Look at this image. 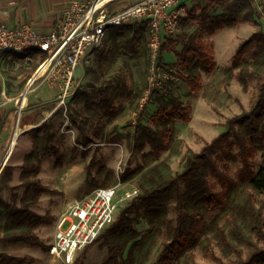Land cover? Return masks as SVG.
Returning a JSON list of instances; mask_svg holds the SVG:
<instances>
[{
  "label": "trees",
  "instance_id": "obj_1",
  "mask_svg": "<svg viewBox=\"0 0 264 264\" xmlns=\"http://www.w3.org/2000/svg\"><path fill=\"white\" fill-rule=\"evenodd\" d=\"M216 6L222 8L223 13L213 16L210 10ZM260 18L261 14L255 7L254 0H200L196 8L181 17L179 31L165 37L158 65L172 73V67L163 62L162 56L164 53L174 54L182 66V70L174 75L188 87L191 94H194L202 89L203 73L211 74L216 68V61L209 52L204 36H212L219 30L242 23L259 26ZM193 24L197 25V29L189 33L187 29ZM147 31L146 21L112 26L107 30L105 43L108 33L111 32L115 38L121 39L127 51L134 53L135 41ZM103 49L95 50V69L84 74L88 85L97 88V95L102 97L99 107L103 110L102 114L93 117L87 111L90 106L86 109H67L69 120L78 132L76 145L86 149L91 145L98 146L104 142L118 144L128 139L131 155H141L143 160H153L152 164L148 163L146 166L141 164L135 168L128 167L120 176L121 182L124 183L139 177L140 192L127 202L118 218L95 241H102L103 247L107 249V260L104 264H134L132 257L144 248L146 238L151 233L157 238H164L163 249L154 264H173L185 256L194 258L193 250L201 244L207 218L227 210L230 233L218 225H214L213 231L224 251L234 254L235 259H220L210 248V241H205L201 247L218 260L219 264H264V202H260L256 196V192L264 193V159L258 170L253 168L250 159L256 150L264 152V76L247 68L240 70L238 75L244 86L247 82L257 81V93L252 109L229 119L227 129L207 143L200 152L188 150L184 154L183 169L174 173L169 163L156 162L163 152L169 150L168 142L175 131L172 124L177 121L188 124L191 121V113L170 90L169 106L161 108L153 117L152 124L156 125L158 130L143 122V110L139 114V121L133 126L132 133L124 136L116 132L114 136H110L107 128L121 114L116 100L125 97L128 88L119 75L108 77L109 50ZM35 52L42 55L41 63L48 58L47 53ZM262 56L264 32L259 31L239 46L233 57V66L240 67L248 57L259 62ZM262 63L264 64V60ZM156 93L157 90L151 91L148 103ZM77 95H74V100ZM61 108L62 106L58 107L48 120L37 127L43 131L41 149L38 153L34 150L30 157L38 155L40 158H47L59 153L55 145V125L52 118L62 111ZM114 129L116 130L117 126ZM232 137L240 148L242 166L237 171L238 180L223 172L218 165L221 155L227 154L225 146ZM146 146L150 147V151H145ZM19 168L29 171L33 166H7L5 172ZM90 176L91 173L88 174L86 183L91 189L100 185L109 187L100 177ZM211 177H217L225 187L224 190H215L210 182ZM21 187L25 189L23 198L26 199L21 205H18L16 196H13V201L4 198L3 192L6 189L15 192ZM48 191L37 177L15 186H2L0 182V209L9 213L14 220L10 222V233L0 236V241H28L36 245L41 243L37 230L48 221L49 216H42L34 211L33 207L38 203L41 194ZM171 211L174 212V217L170 216ZM142 218L149 224L148 236L143 235L137 228V222ZM1 224L0 220V226ZM243 247L248 251L246 255ZM149 250L141 254L138 264L147 261ZM1 257L10 264H27L33 261L31 256ZM74 264L83 262L76 261Z\"/></svg>",
  "mask_w": 264,
  "mask_h": 264
},
{
  "label": "rangeland",
  "instance_id": "obj_2",
  "mask_svg": "<svg viewBox=\"0 0 264 264\" xmlns=\"http://www.w3.org/2000/svg\"><path fill=\"white\" fill-rule=\"evenodd\" d=\"M96 1L82 0L87 8L93 6ZM139 1L141 0H120L114 2L112 10L118 12L124 7L131 6ZM182 1L186 10L183 17L200 3V0ZM202 3L206 4V2ZM254 5L261 14L259 26L242 23L235 27L219 30L212 36L207 34L204 36L209 52L216 61V68L211 74L203 73L202 89L194 94H191L188 87L174 75L182 70V66L172 53H164L162 58L165 64L172 67L173 72L171 74L174 80L163 81L159 89L151 88V56L148 31L142 33L135 41L134 53L127 51L121 39L115 38L109 32L107 43L104 46V49L109 50L110 72L108 77L119 75L128 88V94L116 100V106L120 108L121 114L112 125L108 126L107 133L110 136H114L116 132L124 136L129 135L133 132V126L139 121V114L143 110V122L158 130V127L152 124L153 117L161 108L169 106L170 90L173 91L174 95L181 100L191 113V121L188 124L180 121L172 124L175 131L168 142L169 150L163 152L156 163L163 161L169 163L175 173L183 169L184 154L188 150L200 152L207 143L227 129L229 119L250 111L257 93V81L247 82V85L244 86L238 74L240 70L247 68L264 76V64L262 63L264 56L260 58L259 62H255L251 57H248L247 61L240 67L233 66V57L244 41L256 32H264V0H254ZM221 13H223V9L219 6L210 10V14L213 16ZM62 24H64V20H62ZM60 28L58 27L55 32H58ZM196 29L197 25L193 24L187 31L193 33ZM27 53L34 54L35 60L33 62L30 60L25 61L21 57H15L8 63L1 61L3 67L0 65V159L9 146V139L13 131L12 124L21 98H24L23 105L19 108L21 122L38 121L43 109L55 111L62 106V111L52 118L55 125V145L59 153L56 156L47 158H40L38 155L30 157L29 155L34 150L36 153L40 151L42 144L43 131L35 129L29 136L18 139L11 152L13 157H10L8 163L0 171V182L2 186H15L37 177L41 179L42 185L49 189L48 192L41 194L38 203L33 207L42 216H49L48 221L37 230L41 243L36 245L28 241H22V244H24L22 249L25 246V257L31 256L33 258V261L27 264H64L60 260H54L48 254V250L54 243L57 224L67 205L73 200H81L97 189H91L86 183L88 174L91 173V176L100 177L103 182L109 184V187L119 186V192L123 195L132 194L135 191L140 192L139 177L124 183L121 182V174L128 167L135 168L141 164L146 166L148 163L152 164L153 160H143L141 155H131L128 139L118 144L104 142L98 146L91 145L86 149L76 145L75 140L78 132L69 120L67 109L70 107L86 109L87 106H90V110L87 111L93 117H97L103 112L99 108L102 97L97 95V88L94 89L88 85V79L84 76L86 71L95 69V59L97 57L95 50L90 49L87 53L88 57L76 69L68 93L65 89L67 73L64 67L47 68V70L38 73L41 65L47 60L41 63V54L35 51H28ZM24 76L32 79L31 85L27 88V78L24 79ZM152 90H157V93L148 103V97ZM76 93L78 94L77 99L74 100ZM115 126H117L116 130L114 129ZM145 151H150V147L146 146ZM225 151L227 154L221 155L218 165L223 172L238 180L237 171L241 168L242 163L239 154L240 148L234 137L225 146ZM250 159L253 168L258 170L263 164L264 152L256 150ZM23 164L32 165L33 168L29 171L19 168L5 172L7 166L16 167L14 165L22 166ZM210 182L217 191H222L225 188L217 177H211ZM98 188L106 187L100 185ZM24 190L23 187L15 192L6 189L3 196L5 199L12 201L13 196H16L18 205H21L26 201L23 198ZM256 196L260 202H264L263 192H256ZM126 205L127 203L121 206L113 222ZM228 215V210L210 215L205 222L206 226L203 228L201 244L193 250L194 258L185 256L173 264H219L218 260L214 259L201 247L205 241H210V248L223 261L235 259L234 254L224 251L213 231L214 225H218L225 228L227 233H230L227 223ZM170 216H175L173 211H171ZM0 220L2 222L0 236H5L12 230L10 222L14 220L9 213L1 209ZM5 224L7 227L3 226ZM137 228L143 235L148 236L150 227L146 219H139ZM163 242V237L157 238L153 233L149 234L144 248L137 251L132 257L134 264H138V258L149 249L150 255L148 259L146 257L147 261L145 260L144 264H154L163 249ZM10 244L5 241L0 242V247L5 250L10 248ZM243 250L246 255L248 253L247 249L243 247ZM3 255L5 254L3 253ZM126 256H128V252ZM106 260L107 249L103 247L102 241H97L80 253L75 262L104 264ZM0 264L10 263L3 261L0 256Z\"/></svg>",
  "mask_w": 264,
  "mask_h": 264
},
{
  "label": "built area",
  "instance_id": "obj_3",
  "mask_svg": "<svg viewBox=\"0 0 264 264\" xmlns=\"http://www.w3.org/2000/svg\"><path fill=\"white\" fill-rule=\"evenodd\" d=\"M99 0L96 1V3ZM110 0L95 10L87 8L82 0H74L65 12L64 24L58 32L42 35L28 25L12 27L0 23V56L28 51L47 53L48 68L64 67L67 73L66 92L72 77L88 57L90 49L105 46L109 27L146 21L151 56V88H161L163 81L174 80L173 75L158 65L165 37L179 31V22L185 14L182 0H141L115 12ZM119 186L97 188L81 200L70 202L56 228L54 243L48 254L64 264H74L78 255L92 245L110 226L121 206L139 192L121 194Z\"/></svg>",
  "mask_w": 264,
  "mask_h": 264
},
{
  "label": "crops",
  "instance_id": "obj_4",
  "mask_svg": "<svg viewBox=\"0 0 264 264\" xmlns=\"http://www.w3.org/2000/svg\"><path fill=\"white\" fill-rule=\"evenodd\" d=\"M72 1L74 0H0V23L12 27L28 25L32 27L33 30H35L39 34L49 35L55 32L58 27L62 26V20H65V12L67 8L71 5ZM33 55L27 52L19 55L13 53L3 54L0 56L1 57L0 65L2 66L1 64L2 60L3 63H8L10 60L14 59L15 57L18 58L21 57L24 58L25 61L30 60L33 62L35 60ZM26 78H27V85H26L27 88L31 85L32 79L28 76H24V79ZM51 111L53 110L43 109L40 113L38 121L28 122V123L21 122V113H20V118L19 117L16 118L17 116L16 114L14 123L12 124L13 131L11 133L9 142L16 128H19L20 130L24 129L23 134H21L18 139L20 138L22 139V137L24 138L25 136H29L33 130L35 129L37 130V127L43 124V121L47 117V114ZM10 157L13 156L10 155ZM6 163H4L3 165L0 163V167L2 168L5 167ZM14 166L20 167L17 165ZM0 242H4V241H0ZM8 243L12 244V245L10 244V248L3 250L0 247V256L3 255L4 253L5 255L25 257L26 250H24L25 246H23L22 249V245H24L22 244V241L8 242Z\"/></svg>",
  "mask_w": 264,
  "mask_h": 264
},
{
  "label": "bare ground",
  "instance_id": "obj_5",
  "mask_svg": "<svg viewBox=\"0 0 264 264\" xmlns=\"http://www.w3.org/2000/svg\"><path fill=\"white\" fill-rule=\"evenodd\" d=\"M108 1H110V0H99V1L93 6L92 10L97 9L98 7L102 6L104 3L108 2ZM48 66H49V62L47 61V62H45L43 65H41V67L39 68L38 73L47 70ZM23 101H24V98H21V99H20V102H19V108L22 107V105H23ZM19 108H18V111H17V116H16V118H18V117L20 118ZM53 113H54V110L51 111V112H49V113L47 114V117L44 119L43 122H45L47 119H49V118L53 115ZM23 132H24V129H22V130H20L19 128H16V129H15V132L13 133L12 138H11V140H10V142H9V146H8L7 150L5 151V153L3 154L2 159H1V161H0V163H1L2 165H3L4 163L8 162V160L10 159V155H11L12 149H13V147L16 145L18 138L20 137L21 134H23ZM1 168H2V167H0V171H1Z\"/></svg>",
  "mask_w": 264,
  "mask_h": 264
}]
</instances>
